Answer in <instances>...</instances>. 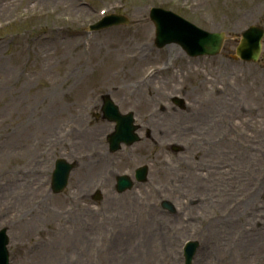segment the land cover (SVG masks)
Returning <instances> with one entry per match:
<instances>
[{
  "label": "rangeland",
  "instance_id": "374dc122",
  "mask_svg": "<svg viewBox=\"0 0 264 264\" xmlns=\"http://www.w3.org/2000/svg\"><path fill=\"white\" fill-rule=\"evenodd\" d=\"M88 1L91 7L79 0H0V23L11 22L0 33V227L9 229L12 264H155L161 251L170 257L167 264H176L188 239L200 243L194 264H264V50L261 62L252 64L232 59L236 42L231 38L215 57L189 59L178 45L159 49L147 8L161 1L202 28L233 34L264 25V0ZM102 8L134 23L88 32ZM146 44L151 52L140 65L127 59L132 53L141 59L138 49ZM151 67L164 70L136 91ZM103 93L123 112L134 111L138 123L157 110L160 131L151 123L153 138L143 136L111 157L104 138L108 127L101 129L102 123L111 124L89 115L100 110ZM176 94L185 99V109L171 103ZM223 98L235 107L229 111L217 104ZM210 109L228 111L216 132L187 120ZM69 125L90 132L91 142L79 149V131L66 140L71 133H61ZM241 129L252 135V144ZM206 137L208 144L202 141ZM232 137L235 142L229 143ZM167 143L181 149L175 152ZM92 149L106 155L88 157ZM107 156L117 165L110 166ZM58 157L78 159L79 166L68 188L54 194L50 175ZM142 163L150 168L149 180L115 194L116 173ZM196 174L204 183L202 193L193 186ZM98 189L101 207L93 201ZM161 196L176 204V215L162 216ZM142 201L154 212L144 210ZM156 219L162 223L158 234ZM26 227L31 233L19 236ZM250 235L257 242L246 244ZM38 250L47 252L45 262Z\"/></svg>",
  "mask_w": 264,
  "mask_h": 264
},
{
  "label": "bare ground",
  "instance_id": "6f19581e",
  "mask_svg": "<svg viewBox=\"0 0 264 264\" xmlns=\"http://www.w3.org/2000/svg\"><path fill=\"white\" fill-rule=\"evenodd\" d=\"M169 49L175 51V48H171V47H170ZM141 51L143 52V47L141 48ZM144 54H147V53H144ZM144 58H146V56L143 57L142 59H139V60H138V63H136V65H140ZM206 82H207V78L202 80L201 83H202V86H203V87H205ZM138 85H141V84H138ZM200 85H201V84H200ZM198 88H199L198 85H196L195 87H193L194 91H197ZM221 100H222V101H221L220 103H217V104H220V105L226 107L229 111L232 110V109L235 107V105H236V103L233 105L234 102L229 101L228 98H225V99L223 98V99H221ZM212 103H214V101H213ZM213 108H214V105H213ZM213 108H212V109H213ZM212 109H210V110H205V111H204V110H200V111H198V112L195 114L196 116H193V118L189 117L187 120L190 122V121L193 119L194 122L196 121L198 124H201V127H202L203 129H206V128H207V129H208L209 131H211V132H216L215 129H216L217 126L219 125V122H220L221 120H223L226 116H228V111L226 112L225 110L221 109V110H219V111H212V112H211ZM183 117H185V116L183 115L182 118H183ZM174 119L177 120L176 117H174ZM159 120H161V119H159ZM153 121H156V120L154 119ZM157 121H158V120H157ZM162 121H163V124L166 126V125H167L166 120H165V119H162ZM101 125H102V126H101V129H102L103 127H108V129L110 128V126L107 125L106 123H102ZM157 128L160 129V128L158 127L157 122H156V130H157ZM107 131H109V130H107ZM107 131H106V132H107ZM244 131H245V132H244ZM241 132H242V133H240V135H241L243 138H246V139L251 138V135H250V133H248L247 130H245V129L242 130V129H241ZM83 135H84V137H83ZM83 135L81 136L80 140L77 142L76 146H77V145H78V146L82 145V143H84L86 140H87V144H88V142H91L92 138H87L86 134H83ZM226 135H231V134H226ZM226 135H224V136L222 137V139H221L222 142L227 141V139H225V138H226ZM234 135H235V133H234ZM238 137H239V134H238ZM213 138H214V140H215V139L217 138V136H213ZM164 139H165V138H164ZM234 139H235V137H232V138L229 140V141H231V142H229V143H234V142H235ZM215 143H217V141H216ZM215 145H216V144H215ZM28 150H29L30 152H32L31 149H28ZM236 154H237L238 156L241 155V153H236ZM1 157H4V155H2ZM241 158H242V159H246L247 157H246V155L244 154V155H241ZM87 163H88V162L83 163V164H82V166H83L82 168H84L85 165H86ZM100 165H101L102 168L107 166L106 158H105V160L102 159V163H100ZM196 176H197V177H196ZM196 176H195V178H196V179H195V182L193 183L194 189L196 190L197 193H202V190H203L202 185H204V183L200 181V174H196ZM201 184H202V185H201ZM22 195H23V194H22ZM125 197H126V196H122L123 200H124ZM200 199H202V198H200ZM137 203L139 204L140 202L137 200ZM247 204H248V203H247ZM141 207L144 209V207H143V201L141 202ZM252 215H253V213H252ZM1 217H2V213L0 214V218H1ZM228 225H229V224H228ZM178 226H179V223H178ZM232 226H233V225L229 226L228 229L233 230V229H232ZM31 228H32V227H26V228H23L22 230H20V231L18 232V234H20L19 236H22V237H23V233H26V232L31 233ZM142 232H143V230L141 231V233H142ZM250 237H251V238H250L249 240H247V242H245L246 244H247V243L252 244L253 241L257 242V238H256L255 236L250 235ZM149 238H150L151 240H153V239L151 238V236H149ZM146 244H148V243H146ZM35 254H36V256L38 257L39 261H41V262H42L41 259H43L44 262L48 259V254H47V252H45L44 250H38L37 252H35ZM148 254H149L148 252H145V255H148ZM144 259H146V258H144ZM199 262H200V261H199ZM143 263H144V262H143Z\"/></svg>",
  "mask_w": 264,
  "mask_h": 264
},
{
  "label": "water",
  "instance_id": "95a60500",
  "mask_svg": "<svg viewBox=\"0 0 264 264\" xmlns=\"http://www.w3.org/2000/svg\"><path fill=\"white\" fill-rule=\"evenodd\" d=\"M256 38H257V37H256ZM193 43H196L195 38L192 40V43H191V44H193ZM258 44H259V40L256 41V39L253 38V39L251 40L250 43H248V42L246 41V42L240 47V50H242V49H247L249 46L253 48V46L258 45ZM104 109H105V111H106L107 116H108L110 119H113V118L115 117L116 119L119 120V123H120L119 131H120V132H121L122 129H123V127H122L123 124H122V123H124V122H125L126 125H128V126L130 127V131L133 132L134 127H132V119H131V117H120V116L118 115V108H117V106L113 105V104H112L111 102H109V101H107V102L105 103V108H104ZM109 109L111 110L112 113H110V112L108 111ZM133 139H134L133 137L130 138V140H133Z\"/></svg>",
  "mask_w": 264,
  "mask_h": 264
}]
</instances>
